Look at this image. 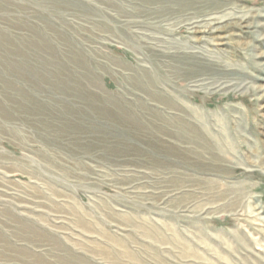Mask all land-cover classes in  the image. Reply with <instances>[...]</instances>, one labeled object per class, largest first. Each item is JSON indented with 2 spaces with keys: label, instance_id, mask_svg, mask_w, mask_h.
Listing matches in <instances>:
<instances>
[{
  "label": "rangeland",
  "instance_id": "rangeland-1",
  "mask_svg": "<svg viewBox=\"0 0 264 264\" xmlns=\"http://www.w3.org/2000/svg\"><path fill=\"white\" fill-rule=\"evenodd\" d=\"M0 264H264V0H0Z\"/></svg>",
  "mask_w": 264,
  "mask_h": 264
}]
</instances>
